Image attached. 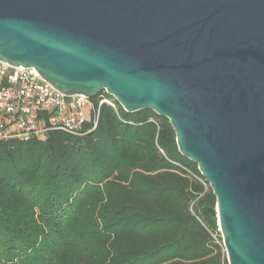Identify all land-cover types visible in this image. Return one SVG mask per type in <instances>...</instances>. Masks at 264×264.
<instances>
[{"label":"water","instance_id":"water-1","mask_svg":"<svg viewBox=\"0 0 264 264\" xmlns=\"http://www.w3.org/2000/svg\"><path fill=\"white\" fill-rule=\"evenodd\" d=\"M0 60L167 117L228 264H264V0H0Z\"/></svg>","mask_w":264,"mask_h":264},{"label":"trees","instance_id":"trees-1","mask_svg":"<svg viewBox=\"0 0 264 264\" xmlns=\"http://www.w3.org/2000/svg\"><path fill=\"white\" fill-rule=\"evenodd\" d=\"M98 123L0 141V264H228L216 195L171 121L116 101Z\"/></svg>","mask_w":264,"mask_h":264},{"label":"built area","instance_id":"built-area-1","mask_svg":"<svg viewBox=\"0 0 264 264\" xmlns=\"http://www.w3.org/2000/svg\"><path fill=\"white\" fill-rule=\"evenodd\" d=\"M102 92L91 97L67 95L46 81L35 67L13 66L0 60V141H46L48 132L54 129L73 135L84 134L86 125L95 129L101 106L116 108V99Z\"/></svg>","mask_w":264,"mask_h":264}]
</instances>
